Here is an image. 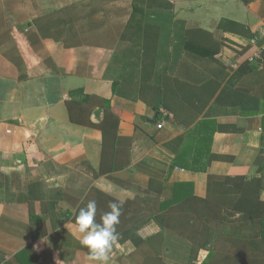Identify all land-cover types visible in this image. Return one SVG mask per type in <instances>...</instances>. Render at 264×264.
Here are the masks:
<instances>
[{"label":"crops","instance_id":"0c3cea01","mask_svg":"<svg viewBox=\"0 0 264 264\" xmlns=\"http://www.w3.org/2000/svg\"><path fill=\"white\" fill-rule=\"evenodd\" d=\"M90 1L0 0V264H89L74 221L94 190L108 196L96 199L99 222L111 201L161 202L172 197L176 185L205 199L207 174L227 176L248 167L245 175L251 179L264 169V52L258 44L264 41V0H159L158 6L150 5L161 29L170 21L181 25L180 31L193 29L186 44L183 32L162 44L158 29L145 30V67L156 52L159 58L173 57L159 61L156 69L170 66L160 80V120L153 108L154 69L140 79L137 91L135 80L125 78L119 48L64 46L108 24L109 15L123 8L118 0L108 5L109 14L102 10L78 20L53 16ZM73 91H81L77 101L86 96L108 100L119 118L118 144L131 151L136 143L144 156L122 170L113 169L119 160L112 152L103 160L101 132L68 118L65 101ZM102 118V108L94 107L91 121ZM196 128L201 136L212 135L205 151L220 158L205 173L171 170ZM189 151L196 156L195 147ZM204 161L201 156L198 166ZM150 180L159 183L154 190H149ZM32 184L39 185L41 203H30ZM30 213L39 218L30 221ZM167 231L151 219L138 232L143 240L161 235L166 264ZM172 239L183 241L177 234ZM136 259L142 257L130 241H117L107 264H137Z\"/></svg>","mask_w":264,"mask_h":264},{"label":"trees","instance_id":"16d2710c","mask_svg":"<svg viewBox=\"0 0 264 264\" xmlns=\"http://www.w3.org/2000/svg\"><path fill=\"white\" fill-rule=\"evenodd\" d=\"M116 1L118 0H109L106 3V0H92L72 6L64 12H56L53 16L78 20L97 14L102 10L109 14L108 5ZM149 1L151 0H132L129 7H123L120 12L114 11L109 15L110 24L94 29L80 37H74L68 41L69 43L66 41L64 46L89 45L111 50L115 47L119 48V45L123 43L129 45L122 55V69H126L125 78L128 81L134 79L138 91L140 79L144 80L154 69L152 78L156 81L157 90L154 88L156 92L153 108L157 113L156 120H160L162 118L159 111L162 99L160 80L162 74L169 73L170 66L161 69L162 71L156 69L159 67V61L167 60L168 62L173 57L166 55L159 58L156 52L155 60L151 58L145 67L141 57V48L147 41L144 39L145 30L150 31L154 27L156 30L158 29V33L160 32L163 36L158 40V43L162 44L173 42L174 40L169 39L174 36L178 39L177 36L179 37L183 32L186 44L187 33L193 29L187 28L180 31L181 25L178 26L171 21L166 22L165 27L161 29L157 26L159 14L150 6H158V3L155 0H152L153 3ZM242 2L246 4L248 0H242ZM161 6H165V4ZM167 6L170 7L171 4ZM184 8L190 9L189 6ZM128 11L129 13H127ZM262 43L263 41L258 42L259 45ZM77 94H81V91L70 92L65 101L68 118L74 124L94 128L101 132L103 160L108 158L112 152L116 155L114 159L119 160L113 169L122 170L131 162H136L144 156L146 151L136 143H132L131 151L124 150L121 144H118L120 139L117 137L119 118L112 110L108 100L96 96H86L81 101H77L74 99ZM94 107H100L103 110V118L99 123H93L90 119ZM211 141V134L201 136V128L189 132L185 143L171 162V170L181 168L205 173L209 163L220 158L205 151L206 147L209 150ZM192 146L197 150L194 157L190 156L189 151ZM201 156H205L206 161L198 166ZM190 157L192 158L191 162ZM246 168L248 167H243L240 170L232 169L230 175L227 176L207 174L205 199H199L193 196L186 187L182 189L183 186L176 185L172 189V197L169 200L160 202L155 201L154 198L144 200L135 197L134 200H128L127 203L119 202L122 204V215L118 225L120 236L118 241H130L134 245L136 255L142 257V259H136L138 264H166L160 255L161 235L157 234L143 240L138 233L148 221L154 219L162 228L178 234L190 243L189 261L191 262L198 259L201 250H205L207 255L200 264H252L253 259H246L248 252L256 258L264 257V198L261 197L264 192V169H258L260 177L249 179L245 175ZM155 184L159 185L158 182L150 180L149 190H154ZM160 187L162 189V185ZM151 193L157 194V192ZM28 194L30 203H41L38 184L29 185ZM99 196L108 197L99 190H94L86 197L83 205L85 206L89 200L99 199ZM52 207L48 204V208ZM29 217L32 222L37 218L33 213H30ZM196 223L201 225L200 230L196 229ZM210 223L216 225V230L208 227ZM217 239L225 241L226 244L222 246L223 248L214 249ZM254 247L258 249L255 250ZM260 264H264V259L260 260Z\"/></svg>","mask_w":264,"mask_h":264},{"label":"clouds","instance_id":"9594fccd","mask_svg":"<svg viewBox=\"0 0 264 264\" xmlns=\"http://www.w3.org/2000/svg\"><path fill=\"white\" fill-rule=\"evenodd\" d=\"M108 209L97 222V202L92 199L75 216V226L81 235L80 244L87 250L89 264H107L113 246L120 238L117 226L122 204L111 201Z\"/></svg>","mask_w":264,"mask_h":264},{"label":"rangeland","instance_id":"374dc122","mask_svg":"<svg viewBox=\"0 0 264 264\" xmlns=\"http://www.w3.org/2000/svg\"><path fill=\"white\" fill-rule=\"evenodd\" d=\"M121 1L122 0H119L120 3H121ZM155 1L158 2L159 0H155ZM129 2H131V0H123L122 6L126 7ZM149 2H152V0ZM117 5H121V4H117ZM122 15H123V13H122ZM110 23H111V20H110L109 24ZM123 48H125V49H123ZM126 48H129V45H127L125 43L119 45V49L122 51H125ZM122 53L123 52H120V54H122ZM200 227H201V225L199 223H196V229L200 230ZM208 227L210 229L216 230V225L213 223L208 224ZM167 233H168L167 238L169 240L170 245L169 246L167 245L169 248L166 250V252L164 253V256H163L164 261L167 262V264H200L202 262V260L205 258V256L207 255V251L201 250L199 252L198 259L196 261H192V262L189 261L190 247H189V244L187 243V240L183 238V241H179V240L175 241V239H172V237L175 233L170 231V230H169V232L167 231ZM163 240H164V238H163ZM217 240L218 241L215 242L214 249L223 248L222 246L226 244L225 241L221 240V239H217ZM254 248H255V250L258 249L257 247H254ZM161 256H162V253H161ZM246 259H253V261H251L252 264H260V260L264 259V257L256 258L253 254L248 252Z\"/></svg>","mask_w":264,"mask_h":264},{"label":"built area","instance_id":"2783aa9c","mask_svg":"<svg viewBox=\"0 0 264 264\" xmlns=\"http://www.w3.org/2000/svg\"><path fill=\"white\" fill-rule=\"evenodd\" d=\"M260 47H261V51L264 52V41H263V43L260 45ZM260 47H259V48H260ZM158 128L160 129L161 126H158Z\"/></svg>","mask_w":264,"mask_h":264},{"label":"water","instance_id":"95a60500","mask_svg":"<svg viewBox=\"0 0 264 264\" xmlns=\"http://www.w3.org/2000/svg\"><path fill=\"white\" fill-rule=\"evenodd\" d=\"M260 36H261L260 33L255 34V37L257 38V40H260ZM151 122L153 123V121H151Z\"/></svg>","mask_w":264,"mask_h":264}]
</instances>
